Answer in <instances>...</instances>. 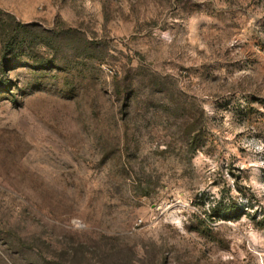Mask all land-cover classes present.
<instances>
[{
	"label": "rangeland",
	"instance_id": "374dc122",
	"mask_svg": "<svg viewBox=\"0 0 264 264\" xmlns=\"http://www.w3.org/2000/svg\"><path fill=\"white\" fill-rule=\"evenodd\" d=\"M0 264H264V0H0Z\"/></svg>",
	"mask_w": 264,
	"mask_h": 264
}]
</instances>
